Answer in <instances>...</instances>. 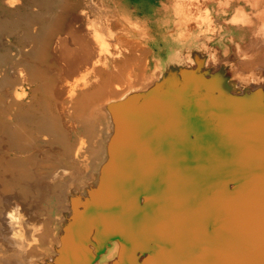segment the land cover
<instances>
[{"label": "bare ground", "instance_id": "obj_1", "mask_svg": "<svg viewBox=\"0 0 264 264\" xmlns=\"http://www.w3.org/2000/svg\"><path fill=\"white\" fill-rule=\"evenodd\" d=\"M156 2L148 25L138 29L139 40L127 36L132 24L123 21L116 2L112 6L103 0H0V264L67 262L69 226L99 183L115 114L132 97L164 86L169 92L160 94L165 103L175 95L189 117L177 89L190 87L195 88L193 96L198 94L194 100H214L213 107L223 117L229 108L235 116L251 109L259 111L254 117L264 113V0ZM216 3L232 5L233 14L224 19L228 23H219L218 16L229 11L220 12ZM230 23L236 24L232 29L237 34ZM157 36L166 59L147 60L156 52L152 42ZM251 117L241 116L239 124ZM261 120L260 126L252 121L254 129L264 131ZM101 133L106 142L90 169L88 157ZM240 152L227 146L228 154ZM61 182L67 199L49 222L39 192L55 191ZM161 203L152 200L145 213H135L121 197H111V224L174 227L190 219L181 220L188 213L161 211ZM211 213L205 210L194 220L200 223L202 215ZM86 228L82 229L93 235L97 227ZM89 247L88 258L72 253L74 264H115L116 243L103 251L95 243Z\"/></svg>", "mask_w": 264, "mask_h": 264}, {"label": "water", "instance_id": "obj_2", "mask_svg": "<svg viewBox=\"0 0 264 264\" xmlns=\"http://www.w3.org/2000/svg\"><path fill=\"white\" fill-rule=\"evenodd\" d=\"M177 90L189 117L175 95L165 103L160 94L167 90L160 85L116 112L99 183L69 226L65 264L76 262L72 253L88 258L89 243L99 251L116 243L115 264H264V131L252 124L262 125L264 113L254 117L259 111L251 109L235 116L229 108L223 117L214 100H194L195 88ZM246 114L252 120L239 124ZM227 146L241 152L228 154ZM111 197H121L135 213L160 199L161 211L190 219L174 227H115ZM208 209L214 213L195 222ZM81 227L97 228L92 235Z\"/></svg>", "mask_w": 264, "mask_h": 264}, {"label": "rangeland", "instance_id": "obj_3", "mask_svg": "<svg viewBox=\"0 0 264 264\" xmlns=\"http://www.w3.org/2000/svg\"><path fill=\"white\" fill-rule=\"evenodd\" d=\"M103 1L107 4L110 3L112 6L115 5L114 2L117 3V5H116L117 9H115V7H113V8L120 14V16L123 18V21L125 23H128L129 25L132 24V26H130L128 28V30H127L128 32H126L127 36H130L133 39H139V40L141 37L139 36L140 31H138V29H140V27L143 29V27L148 25L147 24L149 22L148 18H147L148 13L154 12V5L157 3L156 0H103ZM220 5L218 3H216L215 8L218 9L220 12L223 10L229 11L226 15L218 16V19L219 18L221 19L219 21V23L221 22V24H226L229 21H224V19H228V20L230 19V16L234 12L233 7H232V5H225V4H220ZM240 6L241 7L244 6L243 1L240 3ZM247 10H248V13L251 14L252 9L247 8ZM229 26L231 27V30L233 33L237 34V32H239L238 30L234 31L232 29V27H235L236 24L230 23ZM8 28L10 29V27H8ZM248 40H249V36L247 34L244 42H247ZM224 42L228 44L230 51H234V49L236 47L228 39H225ZM153 45H154V47H156L155 48L156 52H153L150 55V57H149V55L146 54L147 55L146 58L147 57L151 58L152 56H156V57L161 58V56H162L163 59H166V56L164 55V51H162L163 42L161 41L159 36H157V41L155 43L152 42V46ZM148 58H147V60H148ZM147 64H149V62H147ZM150 65L151 64H149V67H150ZM80 130L86 132L84 127H80ZM84 132H83V134H84ZM83 134H81V135H83ZM74 137H75V134H72L71 139H74ZM99 140H101V141H99V143L96 146H93L94 154H92L88 157L89 161L91 163L90 169H92V166L98 160L99 152L101 149V143L106 142V138L104 137L103 133L100 134ZM87 146H89V148H90L92 145L89 142V145L87 144ZM77 174L78 173H76V171H75L74 175H75L76 179H77V177L79 178V176ZM65 186H66L65 182H61V185L56 187L55 191L54 190L53 191H47V193L45 195H41L42 193L39 192L40 195L38 196V200L40 201V198H42L40 201L41 206H43L42 208L44 209L46 216H48L49 222L54 220L55 217H57L60 214V211H61L62 205H63V200L67 199L66 193H64ZM38 191H41V190L38 188Z\"/></svg>", "mask_w": 264, "mask_h": 264}]
</instances>
